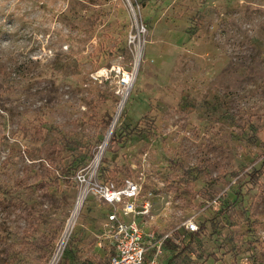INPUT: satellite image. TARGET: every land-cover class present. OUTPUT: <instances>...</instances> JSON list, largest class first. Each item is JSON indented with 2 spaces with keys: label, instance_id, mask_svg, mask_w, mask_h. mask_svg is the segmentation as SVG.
<instances>
[{
  "label": "rangeland",
  "instance_id": "rangeland-1",
  "mask_svg": "<svg viewBox=\"0 0 264 264\" xmlns=\"http://www.w3.org/2000/svg\"><path fill=\"white\" fill-rule=\"evenodd\" d=\"M126 176L157 239L199 225L173 264H264V0H0V264L106 261Z\"/></svg>",
  "mask_w": 264,
  "mask_h": 264
},
{
  "label": "built area",
  "instance_id": "built-area-1",
  "mask_svg": "<svg viewBox=\"0 0 264 264\" xmlns=\"http://www.w3.org/2000/svg\"><path fill=\"white\" fill-rule=\"evenodd\" d=\"M93 191L107 206L104 235L113 251L97 264H159L166 240L173 236L157 239L155 231L147 228L152 204L143 198L141 182L132 176L109 178L95 183ZM186 226L191 232L199 230L193 219Z\"/></svg>",
  "mask_w": 264,
  "mask_h": 264
},
{
  "label": "bare ground",
  "instance_id": "bare-ground-1",
  "mask_svg": "<svg viewBox=\"0 0 264 264\" xmlns=\"http://www.w3.org/2000/svg\"><path fill=\"white\" fill-rule=\"evenodd\" d=\"M139 60V58L137 59V61ZM140 61V60H139ZM137 64H138V62H137ZM134 75H135V72L133 73V74H131V73H128V74H126V78H125V82L126 83H131V82H133L134 80ZM133 80V81H132ZM128 93V92H127ZM126 95V94H125ZM122 107H123V105H121L120 106V109H119V111H118V113H117V116H116V119H118L119 118V116H120V113H121V111H122ZM113 129H114V125L112 126V128H110V131H109V133H108V136H107V139H106V141H105V143H104V145L102 146V148H101V150H100V152H99V154L97 155V162H100V159H101V157H102V154H103V152H104V149H105V146H106V144H107V142H108V140H109V137L111 136V134H112V131H113ZM79 196V195H78ZM87 196V190L85 189V190H83L82 192H81V194H80V196H79V198H78V200H77V203H76V206H75V208H74V210H73V212H72V215H71V217H70V219H69V221H68V224H67V227H66V229H65V233H64V236H63V242L60 244V249H59V251H58V253H57V255H56V260L58 259V257H59V252L62 250V248L64 247V244H65V241H66V239L68 238V235H69V233H70V231H71V229H72V227H73V223H74V221H75V219H76V217H77V215H78V212H79V210H80V208H81V206H82V204H83V201L85 200V197Z\"/></svg>",
  "mask_w": 264,
  "mask_h": 264
},
{
  "label": "trees",
  "instance_id": "trees-1",
  "mask_svg": "<svg viewBox=\"0 0 264 264\" xmlns=\"http://www.w3.org/2000/svg\"><path fill=\"white\" fill-rule=\"evenodd\" d=\"M57 144V143H55ZM7 206V203L5 201V199L0 198V206ZM202 227H205V223L201 225ZM197 231L192 232V236L190 238V240L185 243V245L180 246L178 243H176L175 239L173 238H169L166 240V246L169 249L173 250V255L172 257H170V259L168 260L167 264H173L175 260H178L186 250H189L191 248V241L193 240L195 233H197Z\"/></svg>",
  "mask_w": 264,
  "mask_h": 264
},
{
  "label": "crops",
  "instance_id": "crops-1",
  "mask_svg": "<svg viewBox=\"0 0 264 264\" xmlns=\"http://www.w3.org/2000/svg\"><path fill=\"white\" fill-rule=\"evenodd\" d=\"M167 247V246H166Z\"/></svg>",
  "mask_w": 264,
  "mask_h": 264
}]
</instances>
